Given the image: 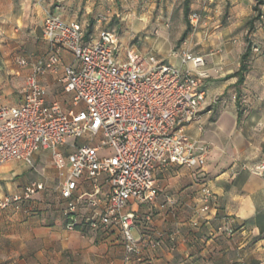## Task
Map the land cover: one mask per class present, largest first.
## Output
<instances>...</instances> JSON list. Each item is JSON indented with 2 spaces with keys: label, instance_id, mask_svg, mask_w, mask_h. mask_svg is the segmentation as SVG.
I'll return each mask as SVG.
<instances>
[{
  "label": "crops",
  "instance_id": "obj_1",
  "mask_svg": "<svg viewBox=\"0 0 264 264\" xmlns=\"http://www.w3.org/2000/svg\"><path fill=\"white\" fill-rule=\"evenodd\" d=\"M257 1L263 3L258 7L261 22L248 36L253 50L237 104V79L231 75L239 68L245 50V24L254 15L256 1L191 0L189 13L200 18L179 42L186 29L184 0H0V105L17 107L22 103L30 66L20 67L19 59L32 64L56 50L42 38L48 13L79 23L86 33L91 28L92 36L100 29L115 35L119 32L120 58L128 48H134L160 63L181 67L177 53L201 56L209 74L204 82L206 98H219L218 104L202 110L199 120L185 129L188 138L206 152L203 170L158 169L154 200L128 203L127 211L136 215L133 233L141 250L140 262L135 258L124 262L117 227L106 232L90 228L85 234L79 232L85 215L92 211L85 203L77 208L78 226L72 233L63 229L61 220L46 223L48 213L24 206L46 191V174L35 166L47 152L52 176L59 185L50 152L40 151L30 166L8 162L0 167V177L6 173L10 179L20 177L13 165H23L44 178L33 181L43 183L42 192L0 211V264H264V172L252 171L264 157V0ZM58 57L57 72L39 78V83L45 89L46 103L57 102L69 109L71 95L62 91L60 80L63 68L72 65L73 58L62 49ZM97 183L107 190L102 179ZM28 184L5 185L4 190L9 191L5 194L0 187V198L21 193ZM203 187H209L214 195V210L194 227V211L200 206ZM90 188L89 183H80L76 194ZM57 193L65 206L59 188ZM167 200L173 204L164 206ZM225 218L233 221L232 236L220 230ZM158 240L157 248L144 247L146 242Z\"/></svg>",
  "mask_w": 264,
  "mask_h": 264
},
{
  "label": "built area",
  "instance_id": "obj_2",
  "mask_svg": "<svg viewBox=\"0 0 264 264\" xmlns=\"http://www.w3.org/2000/svg\"><path fill=\"white\" fill-rule=\"evenodd\" d=\"M199 18L190 14L189 24L194 27ZM42 38L56 50L32 64L19 59L20 67L30 66L22 103L0 105V166L8 162L30 166L35 154L49 151L59 178V195L65 202L64 215L73 220L78 206L85 203L92 210L89 228L106 232L117 227L124 262L132 258L140 262L141 250L133 233L136 215L127 211L129 201L145 204L154 200L158 169L203 170L206 165V152L185 132L199 120L202 110L219 102L217 96L206 98L204 82L209 74L205 61L181 51L176 54L181 67H175L134 48L120 58L113 32L100 29L95 36H87L79 23L65 22L51 13L44 18ZM60 49L73 58L60 80L62 91L71 95L69 109L57 102L46 103L45 89L39 83V78L57 72ZM187 64L191 68H183ZM252 171L264 172V157ZM99 179L107 190L97 183ZM80 183H89L90 190L76 194ZM43 190V183L32 182L19 194L3 195L0 211ZM213 200L211 189L203 187L194 227L214 210ZM172 204L167 200L164 206ZM224 221L220 230L232 236L233 221ZM159 245V240L149 241L144 247Z\"/></svg>",
  "mask_w": 264,
  "mask_h": 264
},
{
  "label": "rangeland",
  "instance_id": "obj_3",
  "mask_svg": "<svg viewBox=\"0 0 264 264\" xmlns=\"http://www.w3.org/2000/svg\"><path fill=\"white\" fill-rule=\"evenodd\" d=\"M253 1L255 2L256 0H253ZM145 10H149V9L147 8ZM245 29H246V24H245ZM116 35L119 36L120 35L119 32H117ZM244 40H245V38H244ZM48 155H49L48 152L45 153L43 156L41 155L40 157L41 158L44 157V159H42V161H39V159L36 160V166H35L36 169L38 166V169H40V171H42L41 173L46 174V176H45L47 178L46 183H45L46 191H45V193L40 195L41 197L40 196L35 197V199H33L31 202L24 203V206H26V207L30 206L32 209H34L33 211L36 213H38V209H41V211L44 213H48V219H50V220L49 221L47 220L46 223L52 222L55 219L61 220L63 223V226H64L63 229L65 231L72 233L75 231L74 228L78 226L77 225V219H76L77 215H73V217H72L73 220H70V217H67L64 215V206H63L62 202H59V200H58V193H57V189L59 188L58 187L59 186L58 181H56V180L54 181V178L52 176L53 170L50 166V160H49V157H47ZM39 162L41 163L40 165H39ZM2 166H0V167H2ZM13 170L16 171L17 174H21L20 177L15 176L12 179H10L11 175L8 173H6V175H2L0 177V187L2 188L4 194L9 193V191L4 190L5 185H8V184L16 185V184H18V182L19 183H21V182L31 183L33 181L44 179L40 173L32 172V171L30 172V171H28L29 170L28 167H25L23 165H13ZM47 174H49L50 176L47 177ZM3 176H5V177H3ZM127 207H128V205H127ZM78 215H80V212ZM90 216H91V212H90V214L85 215L83 222H82V226H81L82 229L79 231L81 234H85L87 232H90L89 226L87 225V219ZM69 227L71 229H69Z\"/></svg>",
  "mask_w": 264,
  "mask_h": 264
},
{
  "label": "trees",
  "instance_id": "obj_4",
  "mask_svg": "<svg viewBox=\"0 0 264 264\" xmlns=\"http://www.w3.org/2000/svg\"><path fill=\"white\" fill-rule=\"evenodd\" d=\"M191 0H184L183 2V7H182V15L184 18V22L186 24V29L184 30V32L182 33L179 42H181L190 32L191 30V25L189 24L188 21V16L190 15L189 11V3ZM263 3L259 2L256 0L255 5L253 6V12L254 15L246 22V30H247V35L245 36V50L244 52L241 54L240 59H239V68L238 70L231 75L232 78H236V95H235V101L237 104H239L240 100H241V89L240 86L243 84L244 80H245V76L249 70V58L251 56L252 53V43L249 39V34H251L253 32V30L259 26L261 19H260V13H259V6H261ZM91 33V28H89L88 32L86 33V35H90ZM238 118H239V113H238Z\"/></svg>",
  "mask_w": 264,
  "mask_h": 264
}]
</instances>
